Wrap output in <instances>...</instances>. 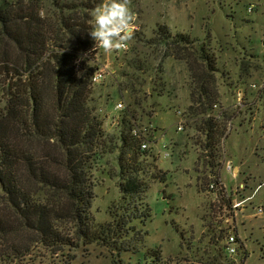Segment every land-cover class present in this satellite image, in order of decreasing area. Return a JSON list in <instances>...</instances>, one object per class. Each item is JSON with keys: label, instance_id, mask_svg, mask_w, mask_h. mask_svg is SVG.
<instances>
[{"label": "rangeland", "instance_id": "1", "mask_svg": "<svg viewBox=\"0 0 264 264\" xmlns=\"http://www.w3.org/2000/svg\"><path fill=\"white\" fill-rule=\"evenodd\" d=\"M50 4L43 1L52 8ZM130 7L134 21L128 51L98 49L102 55L94 56L114 70L95 86V98L109 134L121 130L127 108L141 127L166 143L165 149L163 142L151 143L148 190L139 198L120 193L117 153L109 154L92 171L97 229L111 224L105 240L57 254L37 247L22 260L0 264H238L224 252L232 225L246 249L243 264H264V0H130ZM163 25L172 35L189 37L184 53L151 43ZM136 54L149 64L145 85L136 95L139 104L131 92L116 87L125 80L120 73L126 60ZM192 91L195 99L207 102L205 115L190 110ZM119 102L124 103L122 111L115 110ZM178 112L184 119L182 131L177 130L182 120ZM208 115L223 127L218 145L208 141L202 124ZM207 143L213 148L205 151ZM164 152L169 157L164 158ZM204 153L234 167L243 162L236 178L221 165L212 169L232 200L246 197L248 183L252 199L238 218L227 219L228 201L207 191L206 179L212 173L203 166ZM154 173L166 174V182L153 178ZM240 184L245 188L235 195ZM244 255L240 246L238 259Z\"/></svg>", "mask_w": 264, "mask_h": 264}, {"label": "trees", "instance_id": "2", "mask_svg": "<svg viewBox=\"0 0 264 264\" xmlns=\"http://www.w3.org/2000/svg\"><path fill=\"white\" fill-rule=\"evenodd\" d=\"M43 1L0 0V262L22 260L37 247L57 254L105 240L111 224L97 229L92 213V171L105 156L117 153L125 197L145 194L152 173L151 152L131 134L134 112L124 110L117 134L104 129L97 113L95 65L84 54L95 48L89 22L102 1L49 0L52 8ZM151 41L182 54L190 40L163 25ZM148 67L136 54L121 70L117 90L131 92L135 104ZM193 93L190 110L205 115L207 102ZM217 119L202 120L215 145L224 134ZM201 159L214 175L216 155ZM165 175L153 178L166 182Z\"/></svg>", "mask_w": 264, "mask_h": 264}, {"label": "built area", "instance_id": "3", "mask_svg": "<svg viewBox=\"0 0 264 264\" xmlns=\"http://www.w3.org/2000/svg\"><path fill=\"white\" fill-rule=\"evenodd\" d=\"M251 7L249 8V10L252 9ZM128 49H129V46H127L126 49H122L119 51L126 52V51H128ZM97 54L102 55V53H98V49H95V48H93L92 50H90L84 54V56L87 58H91V59L93 58L92 60L90 59L91 64L95 65L94 71H93L92 77H91V83L93 86L102 84L109 75L114 73V70L110 69V66L108 65V63L99 62V59L101 56L94 57ZM114 107H115V110H120V111L125 109L123 102L116 103ZM178 114L182 117V120H181V122H179V124L177 126V130L182 131L183 125H184V119H183V116L181 115V112H178ZM132 124L133 125H132L131 134L139 141V145L141 147V150H146V151L151 152L152 151L151 143L155 144L156 141H158L157 144L159 142H163V139L157 140V138L154 136L155 132L153 133V131L150 128H148L147 126L141 127L138 124L137 120H133ZM152 133H153V136H152L153 138L151 137ZM157 144H156V146H157ZM162 148L163 149L167 148V145L165 142L162 143ZM157 155L160 156L159 150H158ZM163 157L164 158L169 157L168 152H164ZM217 164H218V168H220V165H221L222 171L225 170L228 173H232L233 177H235V178L237 177V175L239 173L238 168H235L230 161L226 162V163L225 162H222V163L217 162ZM222 164H223V166H222ZM209 178H210L209 181L205 185L207 191L214 193L216 195V197H218L219 201L220 200H227L228 201L227 205H229V208H230V213H229L230 217L227 219H234L237 216H239L241 211L246 208L245 207L246 203L252 199V196L246 197L240 201L235 200V199L232 200L229 192L227 191L226 185L224 184L223 180L221 179V176L219 175V173H216L214 175L212 173ZM240 188L244 189L245 185L240 184L238 186V188L236 187L235 188L236 190L234 189L235 195H236L238 189H240ZM258 210H259V212L262 211L261 208H258ZM237 232H238V230H237V227L235 225H232L231 228H228V232L226 234V239H225L224 252L234 262L238 263V261H239L238 264H243V261H244L245 257L247 256V253H246L244 243H243V241H242L243 244L240 242V238H239V235L237 234ZM240 246H241L242 250L245 251V255L242 258V260L238 259Z\"/></svg>", "mask_w": 264, "mask_h": 264}, {"label": "clouds", "instance_id": "4", "mask_svg": "<svg viewBox=\"0 0 264 264\" xmlns=\"http://www.w3.org/2000/svg\"><path fill=\"white\" fill-rule=\"evenodd\" d=\"M133 21L130 0H102L91 11L89 22L95 49H103L105 53L126 49L133 38Z\"/></svg>", "mask_w": 264, "mask_h": 264}, {"label": "crops", "instance_id": "5", "mask_svg": "<svg viewBox=\"0 0 264 264\" xmlns=\"http://www.w3.org/2000/svg\"><path fill=\"white\" fill-rule=\"evenodd\" d=\"M238 162H240V160H238ZM236 163H237V162H236ZM242 165H243V162H242V163H239L238 165H236L235 168H238V170H239V168H240ZM246 185H247V187L249 186L248 183H246ZM247 187H246V189H245L246 197H251L252 194H251V195H247V189H248ZM246 197H245V198H246Z\"/></svg>", "mask_w": 264, "mask_h": 264}]
</instances>
